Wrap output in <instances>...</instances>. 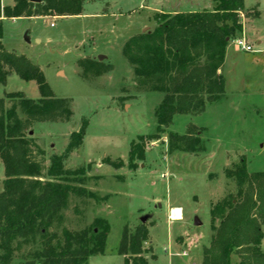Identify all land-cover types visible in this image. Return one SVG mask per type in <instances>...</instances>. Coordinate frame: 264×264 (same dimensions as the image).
Wrapping results in <instances>:
<instances>
[{"label":"rangeland","instance_id":"1","mask_svg":"<svg viewBox=\"0 0 264 264\" xmlns=\"http://www.w3.org/2000/svg\"><path fill=\"white\" fill-rule=\"evenodd\" d=\"M152 1L105 0L109 7L121 12L110 18L49 16L2 20L3 49L40 65L54 94L72 100L71 121L35 123L27 137L35 140L36 155L46 170L54 156H63L65 168H84L87 189L106 197H88L84 205L81 198L71 193L69 208L63 211V223L49 228L61 234L63 227L77 231L89 227L97 217L106 218L111 226L106 251L92 255L89 264H124L125 256L118 253L122 234L124 229L128 236L133 234L140 224L149 229V238L143 244V256L149 264H188L189 260L202 264L204 249L210 247L215 234L211 209L226 196L237 195L238 186L227 177L226 170L245 159L249 172L264 171V39L258 43L253 34L257 29L264 36V0H245L240 15L244 30L230 35L220 70L226 80L223 97L208 103L201 113L176 115L172 124L158 134L155 110L164 93L137 90V78L122 54V47L131 36L157 25L155 15L164 11L154 14V5L179 4L183 11H203L212 10L215 1ZM2 2L11 5L15 0ZM88 9L93 8L89 5ZM245 25L251 34L248 37ZM242 36L260 51L238 49L234 40ZM92 52L99 53L98 57L106 55V62L114 65V70L94 83L79 75L77 65L79 58ZM15 91L23 92L27 98L41 97L35 80L26 81L14 72L5 84L0 82V97ZM11 102L8 100V106ZM85 120L88 126L83 143L66 152L71 134ZM191 129L201 139V150H171L169 133L183 135ZM155 134L157 137L146 144L145 160H137V167H132L131 142ZM109 160H122L124 165L115 168ZM3 177L6 178L4 163L0 159V193L4 190ZM3 203L0 200V207ZM173 208L183 210L182 219L169 220ZM144 215L149 218L143 223ZM196 219L201 221L200 225L195 224ZM219 224L220 220H216L215 225ZM262 242L264 248V236ZM42 248L36 237L14 251L9 262L0 264H26ZM4 253L0 245V255ZM240 260L239 254L232 255L233 264ZM131 264L137 263L132 260Z\"/></svg>","mask_w":264,"mask_h":264},{"label":"trees","instance_id":"2","mask_svg":"<svg viewBox=\"0 0 264 264\" xmlns=\"http://www.w3.org/2000/svg\"><path fill=\"white\" fill-rule=\"evenodd\" d=\"M214 1L212 10L159 13L155 15L154 29L131 36L122 47V54L137 78V90L164 93L155 110L157 134L170 126L176 115L201 113L208 103L218 101L225 94L226 80L220 70L230 35L244 30L240 15L245 0ZM85 3L86 0L39 3L16 0L14 6L3 7L0 0V38L2 16L80 15ZM77 65L79 75L92 83L114 70L113 64L91 57L79 58ZM14 72L26 81L35 80L41 97L27 98L20 91L6 92L0 97V158L6 176L0 193V200L4 202L0 207V245L5 249L0 261L9 262L14 251L39 237L43 248L35 251L34 259L26 264H89L90 256L105 252L111 229L106 218L97 217L89 227L77 231L63 227L61 234L49 228L54 223H63V211L69 208L71 193L81 198L84 205L88 197L96 200L106 197L87 189L84 168H65L63 156H54L46 170L36 155L35 140L27 137L35 123L71 121L72 100L54 94L40 65L24 55L6 51L0 42V82L5 84ZM8 100L12 101L10 106ZM87 126L85 120L71 134L66 152L83 143ZM157 134L140 136L131 142L129 163L132 167H137V160H145L146 144ZM169 141L171 150L196 152L202 148L200 137L192 129L183 135L170 132ZM109 164L120 168L124 162L109 160ZM226 175L236 182L237 195L226 196L211 209L215 234L210 247L204 249L202 264H233L234 253L241 258L237 264H264L261 249L264 171L249 172L247 161L242 159L234 168L227 169ZM216 220H220L219 226L215 225ZM148 238L149 229L145 224H140L129 236L124 229L118 248V253L125 256L124 264H131L132 260L149 264L143 256V244Z\"/></svg>","mask_w":264,"mask_h":264},{"label":"crops","instance_id":"3","mask_svg":"<svg viewBox=\"0 0 264 264\" xmlns=\"http://www.w3.org/2000/svg\"><path fill=\"white\" fill-rule=\"evenodd\" d=\"M154 1L155 0H153L152 2H153V4H154ZM1 2H2V0H1ZM16 4V0H15V2H13V3H11V5H7V4H5V2H2V6L4 7V6H14ZM89 5H91V7L93 8L92 10H89L88 9V7H89ZM105 6L107 7L108 6V3H106L105 2V0H92V1H90V0H87L86 1V3L84 4V9H83V12H82V14H80V15H72V16H53L54 18H69V17H89V16H93V17H99V18H103V17H115V16H117V15H119V14H121V12L119 11V10H114V8H112V7H107V9H105ZM173 7V8H172ZM153 11H154V14L156 13V12H161V11H164V12H169V13H177V12H193V11H196V9L195 8H191V10H186V11H183L180 7H179V4H177V6H170L169 7V4H165V3H163V5H161V4H158V5H154V9H153ZM261 11V10H260ZM261 17H262V11H261V15H260ZM3 17H5V16H2V20H3ZM47 18V17H49V16H36V17H31V18ZM15 18H17V17H15ZM12 19H14V18H12ZM255 24V23H254ZM253 23H251V25L253 26L254 25ZM157 26V25H156ZM155 26V27H156ZM246 26L247 25H245V31H244V33H245V35L248 37V36H250L251 34H250V32H249V30H248V28H246ZM154 27V28H155ZM154 28H151V27H146V28H144V30L142 31V32H144V31H146V29H149V30H152V29H154ZM253 34L255 35L254 37V39H256L257 38V41H258V43H261L262 41H263V39H264V36H262V35H260V33H259V31L257 30V29H255V30H253ZM129 39V38H128ZM127 39V40H128ZM126 40V41H127ZM125 41V42H126ZM94 45H96V43H94ZM92 53H94V54H91V55H89L88 57H91V58H94V59H98V54L99 53H95V52H92ZM107 56L106 55H104V59H103V61H107ZM60 73L61 74H63L64 72L63 71H60ZM13 75V74H12ZM11 76V75H10ZM9 76V77H10ZM6 93V92H5ZM5 95V94H4ZM3 97V96H2ZM1 159V158H0ZM5 172V171H4ZM3 178H5V177H3ZM168 217H169V215H168ZM170 220V219H169ZM180 220V219H179ZM170 221H172V220H170ZM173 221H176V220H173ZM151 229V228H150ZM261 242H262V240H261ZM263 243V242H262ZM261 247H262V250L264 251V248H263V246H262V244H261ZM106 251V250H105ZM179 254V253H178ZM180 254H182V253H180ZM183 254H185V253H183ZM182 254V255H183ZM91 257V256H90ZM188 264H194V262H191V260H189V262H188Z\"/></svg>","mask_w":264,"mask_h":264},{"label":"built area","instance_id":"4","mask_svg":"<svg viewBox=\"0 0 264 264\" xmlns=\"http://www.w3.org/2000/svg\"><path fill=\"white\" fill-rule=\"evenodd\" d=\"M234 42H235V44H236V46H237L238 49H241V50H243L245 52H256V51H260V49H258L257 47H255L253 44H250L247 41V38L244 37V36L239 37L238 39L234 40ZM169 216H170V214H169ZM170 220H172V219H170Z\"/></svg>","mask_w":264,"mask_h":264},{"label":"clouds","instance_id":"5","mask_svg":"<svg viewBox=\"0 0 264 264\" xmlns=\"http://www.w3.org/2000/svg\"><path fill=\"white\" fill-rule=\"evenodd\" d=\"M182 211L183 210L181 208L172 209L169 218L172 220L182 219Z\"/></svg>","mask_w":264,"mask_h":264},{"label":"water","instance_id":"6","mask_svg":"<svg viewBox=\"0 0 264 264\" xmlns=\"http://www.w3.org/2000/svg\"><path fill=\"white\" fill-rule=\"evenodd\" d=\"M32 2H35V3H39V2H41L42 0H31ZM98 59L99 60H103L104 59V55H100L99 57H98ZM31 133H32V131H31ZM148 218H149V215H144V216H142L141 217V221L144 223V222H146L147 220H148ZM195 224L196 225H200L201 224V221L199 220V219H196L195 220Z\"/></svg>","mask_w":264,"mask_h":264},{"label":"bare ground","instance_id":"7","mask_svg":"<svg viewBox=\"0 0 264 264\" xmlns=\"http://www.w3.org/2000/svg\"><path fill=\"white\" fill-rule=\"evenodd\" d=\"M175 209V208H174Z\"/></svg>","mask_w":264,"mask_h":264}]
</instances>
